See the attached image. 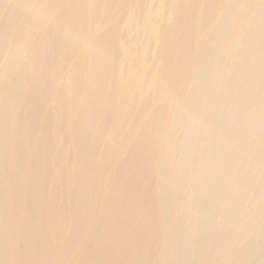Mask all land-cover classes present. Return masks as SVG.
Masks as SVG:
<instances>
[{
  "label": "bare ground",
  "instance_id": "bare-ground-1",
  "mask_svg": "<svg viewBox=\"0 0 264 264\" xmlns=\"http://www.w3.org/2000/svg\"><path fill=\"white\" fill-rule=\"evenodd\" d=\"M161 2L0 0V264H264V0Z\"/></svg>",
  "mask_w": 264,
  "mask_h": 264
},
{
  "label": "rangeland",
  "instance_id": "rangeland-1",
  "mask_svg": "<svg viewBox=\"0 0 264 264\" xmlns=\"http://www.w3.org/2000/svg\"><path fill=\"white\" fill-rule=\"evenodd\" d=\"M175 3V0H174ZM161 5H163V0L161 2ZM144 26V25H149V23L147 24H136V30L140 27V26ZM134 26V27H135ZM133 31V34L135 33V31ZM132 46H134V44H131ZM134 120L133 118L130 116V114L128 113V107L126 106V97L125 95L119 94L118 95V115L116 117V119L114 120V122H112L109 126V130L106 133L105 137H104V141L101 143L100 147L97 148L96 150V155L93 156L92 160H91V167L92 170L90 169V171L92 173L95 174V176L99 177L100 181L104 182L103 184H106V179L103 177L101 171H103L104 169H108L105 173V176L107 174L108 171L113 170L112 164H111V156L113 153V150L115 148L114 146V139L116 137H131L133 134H138L139 133V129H140V125L136 124L134 125ZM92 193L90 191V196H92ZM96 193L94 192L93 195H95ZM101 199V198H100ZM102 201V199H101ZM101 201H98V204L101 203ZM218 232H215L214 235L216 236ZM63 244L64 242H59V246L62 247V249L60 248V250L63 251ZM222 248H224V245L222 246ZM192 252L195 253L196 251H198V245L193 243L192 244ZM221 252V246L218 247L217 249V253ZM59 261V259H58ZM203 261V259L201 260V262ZM59 264V263H58Z\"/></svg>",
  "mask_w": 264,
  "mask_h": 264
}]
</instances>
